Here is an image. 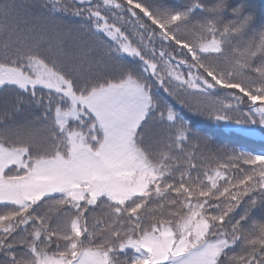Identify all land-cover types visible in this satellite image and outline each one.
<instances>
[{"label":"snow or ice","instance_id":"obj_1","mask_svg":"<svg viewBox=\"0 0 264 264\" xmlns=\"http://www.w3.org/2000/svg\"><path fill=\"white\" fill-rule=\"evenodd\" d=\"M0 264H264V4L0 0Z\"/></svg>","mask_w":264,"mask_h":264},{"label":"trees","instance_id":"obj_2","mask_svg":"<svg viewBox=\"0 0 264 264\" xmlns=\"http://www.w3.org/2000/svg\"><path fill=\"white\" fill-rule=\"evenodd\" d=\"M257 4H264V0H256Z\"/></svg>","mask_w":264,"mask_h":264}]
</instances>
